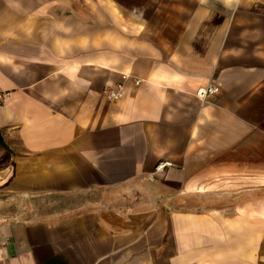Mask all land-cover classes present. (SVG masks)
Returning <instances> with one entry per match:
<instances>
[{
    "label": "crops",
    "instance_id": "1",
    "mask_svg": "<svg viewBox=\"0 0 264 264\" xmlns=\"http://www.w3.org/2000/svg\"><path fill=\"white\" fill-rule=\"evenodd\" d=\"M0 141V264H264V0H0Z\"/></svg>",
    "mask_w": 264,
    "mask_h": 264
},
{
    "label": "built area",
    "instance_id": "2",
    "mask_svg": "<svg viewBox=\"0 0 264 264\" xmlns=\"http://www.w3.org/2000/svg\"><path fill=\"white\" fill-rule=\"evenodd\" d=\"M129 80V76L123 77V83L118 84L114 89L107 91V98L110 101H119L124 96V85L125 82ZM139 85L141 82L139 80L136 81ZM220 93V89L214 86H206L202 87L197 91V97L206 102L210 97L215 96ZM171 164L169 162H161L155 167V173L163 172L166 168H169Z\"/></svg>",
    "mask_w": 264,
    "mask_h": 264
},
{
    "label": "rangeland",
    "instance_id": "3",
    "mask_svg": "<svg viewBox=\"0 0 264 264\" xmlns=\"http://www.w3.org/2000/svg\"><path fill=\"white\" fill-rule=\"evenodd\" d=\"M44 207L47 209V205L46 204H44Z\"/></svg>",
    "mask_w": 264,
    "mask_h": 264
},
{
    "label": "trees",
    "instance_id": "4",
    "mask_svg": "<svg viewBox=\"0 0 264 264\" xmlns=\"http://www.w3.org/2000/svg\"><path fill=\"white\" fill-rule=\"evenodd\" d=\"M0 144L3 145V143L0 141ZM4 146V145H3Z\"/></svg>",
    "mask_w": 264,
    "mask_h": 264
}]
</instances>
